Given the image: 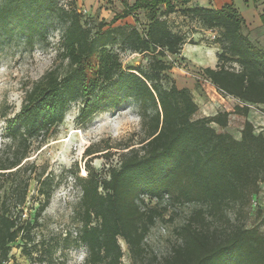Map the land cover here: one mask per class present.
I'll use <instances>...</instances> for the list:
<instances>
[{
  "label": "trees",
  "instance_id": "16d2710c",
  "mask_svg": "<svg viewBox=\"0 0 264 264\" xmlns=\"http://www.w3.org/2000/svg\"><path fill=\"white\" fill-rule=\"evenodd\" d=\"M187 2L183 0L184 14L199 19L207 29L219 30L217 65L202 71L219 91L242 101L233 111L196 117L199 105L192 91L175 82L165 85L166 71L172 66L163 57L180 53L187 42L194 43L163 17L178 9L175 0L132 4L124 0V10L110 21L102 19L96 29L76 0H0V27L8 30L17 24L29 41L46 39L51 19L62 24L61 54L68 60L64 74L56 68L46 71L26 90L21 108L7 117L10 141L0 157V264H8L11 243L29 224L20 212L32 178L27 172L34 164L25 159L33 139L61 122L75 101L82 102L79 118L89 121L130 97L138 103L145 129L140 147L124 151L108 176L99 175L90 163L85 176H76L82 193L75 241L87 249L83 264H127L122 261L119 237L134 261L143 259L146 237L163 215L158 204L167 196L199 206L179 228L182 241L162 264H264V232L258 227H211L212 222L228 217L230 207L248 206L264 183V133H257L250 119L245 120L239 138L214 126L224 128L231 113L246 115L250 104H264V48L243 30L246 20L233 2L221 8ZM140 9L149 20L146 30L113 25ZM120 50L149 53V68L126 70ZM94 152L87 149V154ZM36 179L44 195L40 216L55 185L42 174Z\"/></svg>",
  "mask_w": 264,
  "mask_h": 264
},
{
  "label": "rangeland",
  "instance_id": "374dc122",
  "mask_svg": "<svg viewBox=\"0 0 264 264\" xmlns=\"http://www.w3.org/2000/svg\"><path fill=\"white\" fill-rule=\"evenodd\" d=\"M76 1L84 18L94 29L102 19L110 21L115 12H122L125 7L124 0ZM247 1L232 2L243 15H246ZM175 2L178 9L163 16L168 19L170 27L184 33L188 41L194 42L192 44L218 46L217 52L220 51L221 47L216 38L219 30L207 29L199 19L184 14L181 10L184 6L183 0ZM250 2L251 5L256 4V0ZM164 8L163 5L162 9ZM148 22L145 10L140 9L134 12L133 16L119 18L110 25H134L144 31ZM63 30L62 24L56 19H51L47 38L36 37L34 41H29L17 24L8 30L0 27V157L6 154L4 150L10 141L6 133L7 117L13 116L21 108L26 90L49 69L56 68L60 74H64L68 69V60L61 54ZM243 30L256 44L264 48L262 24L245 23ZM212 31L216 33L215 38L212 37ZM115 48L118 49L116 46ZM191 51L198 53L205 63L209 62V65L214 59L216 61L215 49L209 53L191 46ZM182 53L183 51L177 54L168 53L163 57L172 66L166 71L164 83L170 86L175 82L179 87H188L192 91L199 105L196 117L212 115L215 109L233 111L237 103H242L235 96L209 88L216 97L212 99L203 86V81L207 79L202 71L205 65L193 62ZM120 57L126 70L135 66L148 69L151 59L149 53L132 50H120ZM232 65L239 68L237 63ZM250 105V111L246 115L231 113L228 126L224 128L217 124L214 126L218 130H227L239 138L245 120L250 119L255 125V131L264 133V104ZM81 106V101L73 102L61 122L54 125L49 132L33 139L30 155L25 159L26 163L34 164L27 172L32 173V178L26 202L20 212L22 220L29 224H26L22 234L11 243L8 264H83L87 249L84 245H77L75 241L80 226L77 212L82 193L76 176H85L86 164L89 163L95 167L99 175L108 176L110 168L119 165L124 151L140 147L142 144L145 129L138 103L134 98H127L115 108L97 112L89 121L79 118ZM89 147L95 152L87 154ZM40 174L43 178L50 177L55 188L50 203L39 216L38 208L44 200L36 179ZM147 200L151 204L156 202V199ZM158 206L163 215L158 217L146 237V253L143 259L134 261L124 238L119 237L124 253L123 263L162 264L165 257L182 241L179 228L199 204L179 203L167 196ZM240 224L256 226L264 232V183L260 192L253 195L248 206L242 210L238 206L230 207L228 217L212 222L211 227L218 225L230 229ZM67 233H70V236L67 237Z\"/></svg>",
  "mask_w": 264,
  "mask_h": 264
},
{
  "label": "crops",
  "instance_id": "0c3cea01",
  "mask_svg": "<svg viewBox=\"0 0 264 264\" xmlns=\"http://www.w3.org/2000/svg\"><path fill=\"white\" fill-rule=\"evenodd\" d=\"M134 1L135 0H133V2ZM232 1L235 2L236 0H189V2H187V4L188 5L196 4V5H201V6L211 7V8H221L225 3L232 2ZM132 3H130V4H132ZM250 3H251L250 0L247 1V5H248L247 9L248 10H247L246 15L242 14L244 16L245 20H246V23L249 24V25H250V23H256V24L260 23V24L263 25V28H264V22L262 20V14L264 13V0H256V4L255 5H251ZM115 14H116V12H115ZM129 16H133V14H131ZM191 46L192 47L196 46V47L200 48V50L206 51V52H209V53H211L212 49H215L216 50V52H215L216 61L214 59L212 61L211 65L208 64L209 62L205 63L203 61V58L198 56V53L192 52V51L190 52ZM218 49H219L218 46H208L206 44H198V43L197 44H192V43L187 42L183 46V49H182L183 53L182 54H184V56H188L190 59L193 60V62H195L197 64H204L205 67L206 66L216 67V65H217V50ZM189 54H192L193 56H191ZM203 86H204V88L206 90V93L208 95H210L212 97V99L216 98L212 94V92L210 91L209 88H213L215 91H217V87L209 79H205V81H203ZM199 97L201 99L203 98L200 94H199ZM209 102L212 103L213 100H209ZM226 110H229V109H226ZM218 111L219 110L215 109L214 114L217 113Z\"/></svg>",
  "mask_w": 264,
  "mask_h": 264
},
{
  "label": "built area",
  "instance_id": "2783aa9c",
  "mask_svg": "<svg viewBox=\"0 0 264 264\" xmlns=\"http://www.w3.org/2000/svg\"><path fill=\"white\" fill-rule=\"evenodd\" d=\"M212 37H213V38L216 37V33H214L213 31H212Z\"/></svg>",
  "mask_w": 264,
  "mask_h": 264
}]
</instances>
